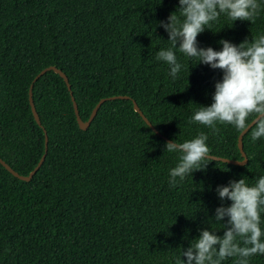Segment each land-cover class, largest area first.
<instances>
[{
  "label": "trees",
  "instance_id": "1",
  "mask_svg": "<svg viewBox=\"0 0 264 264\" xmlns=\"http://www.w3.org/2000/svg\"><path fill=\"white\" fill-rule=\"evenodd\" d=\"M258 3L255 23L221 15L198 47L221 51L222 40L239 46L264 34ZM179 10V0H0V158L29 176L46 154L30 181L0 163V264H177L202 230L224 236L229 218L215 221L216 209L232 202L217 189L264 176V138L253 142V127L245 134L244 166L212 160L169 184L180 154L166 151L165 138L182 143L203 132L212 156L244 160L242 132L189 123L214 103L224 73L177 49L184 67L173 79L156 59L171 47L160 23ZM49 67L71 89L55 70L37 78ZM120 96L80 128L73 98L86 122L102 99ZM261 220L264 230V213ZM249 264H264V255Z\"/></svg>",
  "mask_w": 264,
  "mask_h": 264
},
{
  "label": "clouds",
  "instance_id": "2",
  "mask_svg": "<svg viewBox=\"0 0 264 264\" xmlns=\"http://www.w3.org/2000/svg\"><path fill=\"white\" fill-rule=\"evenodd\" d=\"M179 4V14L173 13L168 22L160 23L169 35L171 47L159 50L156 59L169 66L173 79L184 67L177 60V49L186 57L197 58L199 64L210 65L224 73L222 81L215 85L214 103L209 107L200 106L189 123L206 126L215 133L219 132L217 124L231 125L238 132H247L255 124L251 131L252 141L264 138V34L239 46L222 40L221 51L200 48L197 39L221 15L234 22L255 23L260 3L258 0H179ZM207 140L208 136L201 132L194 139L166 144L167 152L180 154L178 164L169 173V184L173 188L216 159L211 155ZM217 192L222 201L232 202L229 207L216 209L215 221L229 218L224 236L221 238L216 232L202 230L200 237L183 251L186 261L182 258L177 264H222L233 257L239 258L237 264H249L250 257L264 255V230L261 228L264 176L254 185H249L246 179L231 181L228 186H220Z\"/></svg>",
  "mask_w": 264,
  "mask_h": 264
},
{
  "label": "water",
  "instance_id": "3",
  "mask_svg": "<svg viewBox=\"0 0 264 264\" xmlns=\"http://www.w3.org/2000/svg\"><path fill=\"white\" fill-rule=\"evenodd\" d=\"M49 70H55L56 73H59L61 74V76L65 79L66 83L68 84V87L69 89H71V85L69 84V80H68V77L66 76L65 73L59 71V70H56L54 67H49L45 70H43L41 72V74L37 77L39 78L41 75L45 74L47 71ZM123 98H127V97H112V98H109V99H102L98 105L95 107L90 119L88 121H83L80 117V114H79V108H78V105L75 101V98H73V102H74V108H75V113H76V116H77V121L79 123V126L82 130H87L92 121L94 120V118L96 117L101 105L107 101V100H116V99H123ZM30 103H31V107H32V110H33V114L35 116V119L36 121L38 122V124L41 125V121H40V117L37 113V110H36V107H35V103H34V100H33V92H32V87H31V90H30ZM134 105H135V110L140 113V115L143 117V119L147 122V124L156 132L158 133L159 135H161L159 133L158 130L155 129V127H153V125L149 122V120L145 117V115L143 114V112L140 110V108L138 107V105L134 102ZM255 124L252 125V127H254ZM250 127L248 129V131L252 128ZM247 131V132H248ZM247 132H242L240 137H239V148L241 150V153H242V157L244 158L243 161H238V160H230V159H226V158H221V157H216L214 156L216 159H213V160H218V161H222V162H225V163H229V164H232V165H238V166H244L246 164H248V157H247V154L245 153L244 151V145H243V137L245 136V134ZM166 140H168L169 142H172L170 141L169 139L165 138ZM48 150V137H47V134H46V152ZM45 158H46V154L42 157L41 161L39 162L38 166L35 168V170L29 175V176H22L20 174H18L16 171H14L6 162H4L1 158H0V163L10 172L12 173L15 177L23 180V181H30L32 179V177L37 173V171L41 168V166L43 165L44 161H45Z\"/></svg>",
  "mask_w": 264,
  "mask_h": 264
}]
</instances>
